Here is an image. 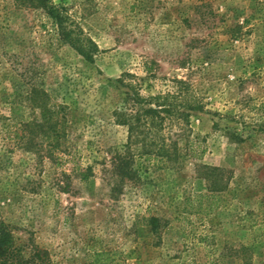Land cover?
Wrapping results in <instances>:
<instances>
[{
	"label": "rangeland",
	"instance_id": "374dc122",
	"mask_svg": "<svg viewBox=\"0 0 264 264\" xmlns=\"http://www.w3.org/2000/svg\"><path fill=\"white\" fill-rule=\"evenodd\" d=\"M50 2L61 24L0 0V221L17 245L55 264H264V0ZM93 44L91 61L77 49ZM126 73L144 95L185 81L201 108L179 165L136 156L123 185Z\"/></svg>",
	"mask_w": 264,
	"mask_h": 264
},
{
	"label": "trees",
	"instance_id": "16d2710c",
	"mask_svg": "<svg viewBox=\"0 0 264 264\" xmlns=\"http://www.w3.org/2000/svg\"><path fill=\"white\" fill-rule=\"evenodd\" d=\"M29 2L54 15L61 24L63 18L60 10L50 0H29ZM71 35L62 30L66 40ZM86 59L93 61L94 54L99 50L93 44L88 49H77ZM123 74L118 81L130 87L118 114V121L128 128V138L125 150L114 156V171L123 185L129 181L138 183L139 169L135 168L136 156L174 167L181 163L183 156L180 138L189 128L190 111L201 108L196 100L190 98L184 91L186 83L177 80L173 90L160 91L156 94L144 95L141 88L126 82ZM175 129L176 137L171 136ZM178 131H177V130ZM204 150L201 151L202 155ZM121 186V184H118ZM116 185V186H118ZM115 190V188H113ZM159 219L153 216L150 220L153 231H158ZM10 225L0 221V264H55L50 252L37 244L26 249L17 245ZM100 255V254H99Z\"/></svg>",
	"mask_w": 264,
	"mask_h": 264
}]
</instances>
